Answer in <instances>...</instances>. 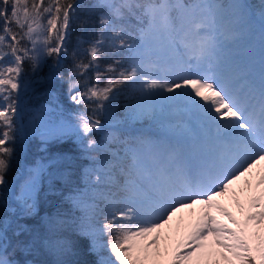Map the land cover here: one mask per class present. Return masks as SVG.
Segmentation results:
<instances>
[{"label": "snow or ice", "instance_id": "obj_1", "mask_svg": "<svg viewBox=\"0 0 264 264\" xmlns=\"http://www.w3.org/2000/svg\"><path fill=\"white\" fill-rule=\"evenodd\" d=\"M57 80L71 108H29ZM34 138L79 155L14 182ZM45 185L67 211L40 215ZM68 226L94 264H264V0H0V264H76Z\"/></svg>", "mask_w": 264, "mask_h": 264}, {"label": "trees", "instance_id": "obj_2", "mask_svg": "<svg viewBox=\"0 0 264 264\" xmlns=\"http://www.w3.org/2000/svg\"><path fill=\"white\" fill-rule=\"evenodd\" d=\"M227 2V0H225ZM247 3L253 5L255 8L258 9L259 5L261 4V0H246ZM72 43L75 44V35L73 36ZM71 47V46H70ZM52 60L48 59L46 65L42 69V74L47 75L50 70V66L52 65ZM70 61L66 60L65 65L69 64ZM59 71H66V67H61ZM55 89L60 96L61 103L65 109L71 108V102L67 100L66 90L67 85L62 84L60 81H53L50 84L46 85L43 88H40L37 93L30 98L29 101V108L34 109L35 106L46 99L45 92L47 89ZM127 103V97L123 94L120 95L117 101V107L119 108L120 112H123V106ZM31 117L25 113L22 120L16 121L18 127L27 126L29 124ZM135 128H142L146 132L150 134H155L157 129L154 125L145 122H136L133 124ZM14 148V154L12 159V167L9 172L10 178L13 179L15 182L18 179V170H20L24 165H31L40 157L43 156H53L60 152L69 153L73 156H78V150L76 145L68 141L67 143L58 144L51 146L47 153L40 151V141L39 139H31L25 141L23 144L20 142L19 139L16 140L15 143L11 145ZM82 163H86V161H76L75 167L79 168ZM59 186V182H57ZM47 191V185L44 186V189L41 193V208H40V215L43 216L45 214H52L57 210V207H60L61 211H67L69 205L66 203L61 202L60 197L54 196H44V192ZM77 215L79 213H76ZM34 222V221H30ZM62 235L67 236L69 240L74 242L76 255L70 257L71 260L75 261L76 264H94L96 257L95 255L91 254L88 250V241L81 239L78 235L75 234L71 226H68L63 232ZM18 259H24L21 254H17ZM32 257H29L31 259ZM38 261H44L46 264H54L56 257L54 255L48 254L46 252H41L40 255L36 257Z\"/></svg>", "mask_w": 264, "mask_h": 264}, {"label": "rangeland", "instance_id": "obj_3", "mask_svg": "<svg viewBox=\"0 0 264 264\" xmlns=\"http://www.w3.org/2000/svg\"><path fill=\"white\" fill-rule=\"evenodd\" d=\"M261 2H262V0H261Z\"/></svg>", "mask_w": 264, "mask_h": 264}]
</instances>
